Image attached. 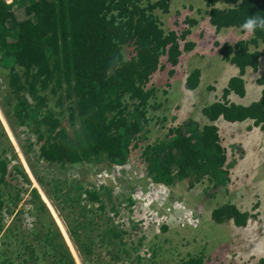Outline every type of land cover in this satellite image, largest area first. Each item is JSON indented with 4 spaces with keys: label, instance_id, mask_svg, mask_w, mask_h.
<instances>
[{
    "label": "trees",
    "instance_id": "trees-1",
    "mask_svg": "<svg viewBox=\"0 0 264 264\" xmlns=\"http://www.w3.org/2000/svg\"><path fill=\"white\" fill-rule=\"evenodd\" d=\"M17 1L22 2L21 5L13 7L0 0V63L8 68L7 86L17 101L11 113L16 124L31 131L37 159L60 168L102 161L123 163L131 153L129 143L138 140L148 124V102L155 94L154 88L147 87L148 83L156 72L165 68L161 64L163 57L175 67L181 54L192 50V44H185L182 49L180 46L190 30L178 35L162 29L159 14H168L170 0ZM219 2L227 7H216ZM206 9L210 28L216 34L223 30L240 34V25L249 16L264 17V0H207ZM195 20L187 18L186 25L195 27ZM261 44L264 47L262 30L252 33L250 41H239L235 45L215 43L222 60L237 68L239 74L229 79L219 100L202 109L209 124L200 131L195 130L194 135L188 129L193 128L192 123L183 129H170L165 143L145 148L151 155L145 156V160L149 161L148 175L153 176L154 183L170 187L190 179L193 187L207 179L213 188L229 183L228 168L233 164L227 161L214 123L218 119L229 123L250 120L253 126L264 130V88L260 99L248 106L227 100L231 93L244 95L242 76L248 68L256 71L262 56L257 50L250 51L249 46ZM125 48L131 49L128 58L123 54ZM199 75V71L190 74L186 82L188 90L198 87ZM259 84L263 85L264 79H260ZM61 91L70 102L69 119L78 120L71 133L61 123V113H44L46 95ZM26 95L33 99V105ZM26 144V152L31 154L35 146L29 140ZM136 148L134 144L133 149ZM8 153L10 149L0 146V246L8 250L11 244L23 248L27 257L23 260L25 264L31 259L36 264H76L36 189L32 188L28 197L38 219L37 226L26 232L20 221L15 220L6 228L5 214L10 215L17 201L29 190L27 187L18 189V180L23 179L26 186H30L22 167L6 159ZM12 158L15 159L13 155ZM64 189L67 193L70 190L66 184ZM83 194L92 201H99L94 192L84 191ZM75 195L72 200L77 204L81 194ZM126 202L132 204L129 198ZM39 216L49 223H42ZM210 218L215 224L232 221L237 228L245 226L247 220L244 213L228 204L213 209ZM161 228L166 230V227ZM115 231L112 227L103 235H110L109 240L120 238V233L113 234ZM70 232L80 254L89 257L91 244L87 239L81 241L73 229ZM123 253L129 257L127 251ZM101 257L95 254L93 260ZM0 264L11 262L5 259ZM180 264H203V261L189 256Z\"/></svg>",
    "mask_w": 264,
    "mask_h": 264
},
{
    "label": "rangeland",
    "instance_id": "rangeland-1",
    "mask_svg": "<svg viewBox=\"0 0 264 264\" xmlns=\"http://www.w3.org/2000/svg\"><path fill=\"white\" fill-rule=\"evenodd\" d=\"M5 1L13 4V7H18L22 3L16 0ZM206 1L170 0L168 14H159L162 29L166 32L174 31L181 35L184 30L189 29L190 35L185 41L180 42V46L182 49L185 44H192L193 48L189 52H184L186 60L184 57L181 58L175 67L167 63V57L162 58L161 64L165 68L156 72L147 85L148 88L155 89L154 96L148 102L146 113L148 124L144 133L138 136V140L129 143L128 148L131 153L123 163L102 161L60 168L59 165H48L39 161L35 154L36 142L31 131L26 130L25 126H20L19 123L16 124V118L11 113L17 101L10 95L7 86L8 68L0 63V146L10 149L6 159L12 165H20L30 181L28 187L23 179L18 180V189L27 187L29 190L17 201L18 204L11 209L10 215L5 214L6 228L15 220L20 221L21 228L26 232L32 231L37 226L38 219L30 208L31 198L28 197L29 191L33 188L38 191L49 209L63 242L73 259L75 258L76 264H180L189 256L201 258L203 264H247L245 259L248 246L246 245L258 243L262 238L258 235L259 225L254 222L249 224L247 226L249 235L242 227L237 228L232 221L215 224L210 218L213 209L226 204H235L241 211L250 209L254 201L247 199L246 194L249 193L246 192L245 181L240 179L242 184L234 177L233 183L229 182L225 186L213 188L214 186L207 179L193 187L190 186V179H183L167 187L154 183L153 176L148 175L149 161L145 160V156L147 158L151 156L145 152V148L165 143L169 138L170 129L177 127L183 129L184 126L192 123L193 128L188 129H191L190 133L194 135L195 130L200 131L202 126L209 124L202 114V109L208 103L212 101L214 103L221 98L220 93H216L213 88L222 89L224 83H214L215 76L212 82L206 83L205 77L209 78L216 66L218 71L232 72L229 75L236 72L235 68L222 60L219 47H216L215 43L235 44L242 40H251L249 34L245 32L236 34L232 30H223L216 34L215 30H211L206 13ZM189 5L193 8H188ZM216 7L227 6H221L219 2ZM197 9H199L198 13ZM187 18L196 19L195 27L186 25ZM249 50H257L264 54L261 45L259 48L250 45ZM130 53L129 48L123 51L125 58H128ZM197 66L202 81L199 75L198 87L195 90H188L187 79L193 71H198ZM259 68H262L263 72L256 75L261 79L264 77V56L259 58ZM169 71H173V74H169ZM260 88L257 87V90ZM25 97L32 105L34 104L30 96ZM46 97L47 108L44 113H61L59 116L61 123L67 132L71 133L77 127L78 120L75 118L71 122L69 119L67 108L70 102L65 99V93L61 91L56 95L47 94ZM246 102L239 98L236 101L238 104ZM218 127L221 128V144L226 151L227 161L233 164L228 168L229 171L240 168L246 172V175L249 173V177H257L254 182L262 179L264 136L259 131L246 134L245 129H236L233 132L236 138L234 136L225 138L221 123ZM232 138L238 140L241 146L234 144ZM26 140L35 144L31 154L26 152ZM134 144L137 146L136 149H133ZM238 146L244 150V157L241 160L239 159L242 157L241 150ZM64 184L70 188L68 193L64 191ZM84 191L96 193L99 201L86 198ZM75 193L81 194L77 204L72 200L76 198ZM127 198L131 199V205L126 202ZM263 203L264 201L261 200V204ZM54 216L61 222L62 227L64 226V232L71 246L64 238L63 231ZM39 218L45 225L49 223L43 216ZM112 227L116 228L113 234L120 233V238L109 240L110 235H103V232ZM161 227H166V230ZM70 229L76 231L81 241L87 239L91 244L89 257L80 254ZM101 236L103 239H100ZM140 239H142L141 246ZM133 248L136 250L132 251ZM5 250L8 252L3 253ZM123 251H127L129 257L125 256ZM0 254V263L9 259L11 264H25L23 260H27L25 250L12 244L9 250L0 246ZM95 254H101L102 257L96 259L97 261L93 260ZM115 255L119 258L114 259ZM29 264L36 263L31 259Z\"/></svg>",
    "mask_w": 264,
    "mask_h": 264
},
{
    "label": "crops",
    "instance_id": "crops-1",
    "mask_svg": "<svg viewBox=\"0 0 264 264\" xmlns=\"http://www.w3.org/2000/svg\"><path fill=\"white\" fill-rule=\"evenodd\" d=\"M199 48H201V46H199ZM183 54H184V52L181 54L179 61L181 60V58L184 57ZM184 60H186L185 57H184ZM233 68H235V67H233ZM197 69L200 73V69L198 68V66H197ZM262 70H263L262 68L261 69L258 68L256 71H253L250 68L246 69L245 74L242 78L244 81V95L239 96L237 94L231 93L230 96H228V99H229L228 102L235 104V105H240V106H248V105L252 104L253 102H257L260 99L261 91L264 88V84L261 86L258 82L256 83V81L260 78L256 74L263 72ZM231 73L232 72L224 73V71H222V70L218 71V66H216L213 69V74L209 75V78L205 77V80H206V83L212 82V80L215 76L216 79H214V83H216V84L221 83L222 84V82H223L224 85H223L222 89L213 88V90L216 93H220V95H221L222 91L226 88L229 79L238 75V70L236 69L235 73H233L232 75H229ZM200 80L202 81V75L201 74H200ZM183 84L185 86V80H184ZM257 87H261V88L257 90ZM185 90H186V88H185ZM236 98L237 99L238 98L244 99L247 102L244 104H238V103H236V101H237ZM212 102L208 103L207 106L212 104ZM219 123H221V127L223 129V137H225V138L226 137H232V136H234L236 138V135L233 133L236 129H245L246 134H251L255 131H259L260 134L264 136V130H261L260 128L253 126V122L250 120H246L243 122L229 123V122L224 121L223 119H218L214 124L218 128V134H219L220 139H221V128L218 127ZM231 140L234 142V144L241 146V144L239 143L238 140L233 139V138ZM240 146H238V149L241 150L240 155H242V157L239 158L241 160L244 157V150ZM234 155H237V154H234ZM229 173H230L229 174V180H230L229 182L230 183H233L234 177H235L234 179H236V181L242 182L240 179H243V182L245 181L244 185L246 186V192L249 193V194L245 193L247 195V199H249V200L252 199L254 201V203L251 204L250 209L242 210V211L239 207H237V205L232 204L233 206L235 205V207L237 208V210L239 212L244 213L246 218H247L246 225L242 227L243 230L245 231L246 234L250 235V231L247 229V226L254 222L255 224L259 225L258 235L262 236V238H260L258 240V243H248V245H246V246H248V251H247V256H246L245 260H247V264H264V203L261 204V200L264 201V175H263L262 179L254 182V179H256L257 177H249V173L246 175V172L242 171L240 168H238L236 171L230 170ZM243 182H242V184H243ZM251 186H253V187H251ZM242 199H244L243 195H242ZM253 207H254V209H252ZM248 240L250 241V237Z\"/></svg>",
    "mask_w": 264,
    "mask_h": 264
},
{
    "label": "clouds",
    "instance_id": "clouds-1",
    "mask_svg": "<svg viewBox=\"0 0 264 264\" xmlns=\"http://www.w3.org/2000/svg\"><path fill=\"white\" fill-rule=\"evenodd\" d=\"M207 2V1H206ZM240 30L241 33L243 34V32H245L246 34H249L250 38L252 37V33H254L257 30H262L264 31V17H258V16H249L247 19L244 20V22L240 25ZM243 31V32H242ZM244 41V40H242ZM246 42V41H245ZM236 44V43H235ZM235 44H231V45H235ZM261 46H263L261 44ZM259 48V46H258ZM264 48V47H263ZM262 56H264V54L262 53ZM261 56V57H262ZM231 65V64H230ZM232 66V65H231ZM234 67V66H232ZM258 68H259V64H258ZM237 69V68H236ZM238 70V69H237ZM239 74V73H238ZM238 76V75H237ZM236 77V76H235ZM243 78V76H242ZM261 79H264V77H262ZM260 80V79H259ZM258 80V83H259ZM261 85V84H260ZM262 86V85H261ZM222 95V93H221ZM228 100V99H227Z\"/></svg>",
    "mask_w": 264,
    "mask_h": 264
},
{
    "label": "bare ground",
    "instance_id": "bare-ground-1",
    "mask_svg": "<svg viewBox=\"0 0 264 264\" xmlns=\"http://www.w3.org/2000/svg\"><path fill=\"white\" fill-rule=\"evenodd\" d=\"M43 199H45V198H43ZM45 201H46V203L50 206V204L47 202L46 199H45ZM51 211H52V208H51ZM52 212H53V211H52ZM54 215H55V214H54ZM56 216H57V215H56ZM54 218L56 219L57 224L59 225V227L62 229V231H63V235H64V238L66 239L68 245L71 246L70 241L68 240V238H67V236H66L67 234H65L66 232H64V229H65V228H63L64 226L62 227L61 222L58 221L57 218H56L55 216H54ZM72 247H73V246H72ZM73 249H74V248H73ZM74 252H75V251H74ZM77 258H78V257H77ZM74 259H75V258H74Z\"/></svg>",
    "mask_w": 264,
    "mask_h": 264
}]
</instances>
